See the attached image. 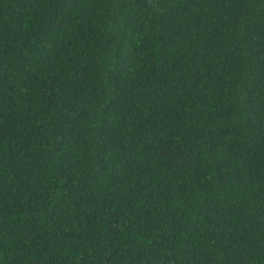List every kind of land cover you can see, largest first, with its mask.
Wrapping results in <instances>:
<instances>
[{
  "label": "trees",
  "instance_id": "1",
  "mask_svg": "<svg viewBox=\"0 0 264 264\" xmlns=\"http://www.w3.org/2000/svg\"><path fill=\"white\" fill-rule=\"evenodd\" d=\"M0 264H264V0H0Z\"/></svg>",
  "mask_w": 264,
  "mask_h": 264
}]
</instances>
